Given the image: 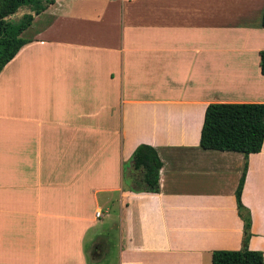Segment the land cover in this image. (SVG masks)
Returning a JSON list of instances; mask_svg holds the SVG:
<instances>
[{"label":"crops","instance_id":"1","mask_svg":"<svg viewBox=\"0 0 264 264\" xmlns=\"http://www.w3.org/2000/svg\"><path fill=\"white\" fill-rule=\"evenodd\" d=\"M263 9L55 0L34 14L0 71V264H98L111 211V264H211L212 251L240 249L244 156L199 141L209 103L264 102ZM141 143L162 161L156 192L125 180ZM247 162L248 248L264 254V141Z\"/></svg>","mask_w":264,"mask_h":264},{"label":"trees","instance_id":"2","mask_svg":"<svg viewBox=\"0 0 264 264\" xmlns=\"http://www.w3.org/2000/svg\"><path fill=\"white\" fill-rule=\"evenodd\" d=\"M55 0H0V71L29 42L23 33L31 26L34 14L42 13ZM21 7L32 13L16 17ZM261 25L264 27V9ZM259 65L264 75V49L259 51ZM264 141V102H215L206 107L199 145L204 149L240 152L244 164L235 189L239 216L243 221L242 247L237 250H214L211 264H264L260 250L248 248L251 236V216L241 201L251 153L261 150ZM162 161L156 149L141 143L130 157L125 180L134 191L156 192L159 189V171Z\"/></svg>","mask_w":264,"mask_h":264},{"label":"rangeland","instance_id":"3","mask_svg":"<svg viewBox=\"0 0 264 264\" xmlns=\"http://www.w3.org/2000/svg\"><path fill=\"white\" fill-rule=\"evenodd\" d=\"M22 15L16 14L17 18H20ZM117 222V216L114 212H109V215L106 216L102 222H100L99 226L102 228L101 232L103 234L102 237V245L103 249L106 248V253L103 255L101 259H99L98 264H111L112 261L116 259V243L118 239L117 228L115 227V223ZM85 248L89 255H91L93 251V241H92V232H89L85 240Z\"/></svg>","mask_w":264,"mask_h":264},{"label":"built area","instance_id":"4","mask_svg":"<svg viewBox=\"0 0 264 264\" xmlns=\"http://www.w3.org/2000/svg\"><path fill=\"white\" fill-rule=\"evenodd\" d=\"M96 215H97V216H100L101 214H100V212L98 211V212L96 213Z\"/></svg>","mask_w":264,"mask_h":264},{"label":"water","instance_id":"5","mask_svg":"<svg viewBox=\"0 0 264 264\" xmlns=\"http://www.w3.org/2000/svg\"><path fill=\"white\" fill-rule=\"evenodd\" d=\"M20 9H21V8H20ZM20 9L18 10V12L20 11ZM18 12H17V13H18Z\"/></svg>","mask_w":264,"mask_h":264}]
</instances>
